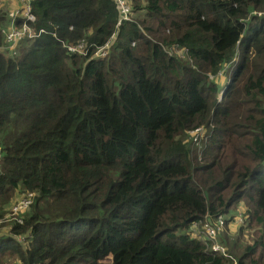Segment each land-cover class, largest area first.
Segmentation results:
<instances>
[{"label": "trees", "instance_id": "1", "mask_svg": "<svg viewBox=\"0 0 264 264\" xmlns=\"http://www.w3.org/2000/svg\"><path fill=\"white\" fill-rule=\"evenodd\" d=\"M130 3L115 28L114 0H31L45 33L0 48V219L34 193L0 264H235L189 229L240 205L249 241L224 244L264 264V0Z\"/></svg>", "mask_w": 264, "mask_h": 264}, {"label": "built area", "instance_id": "2", "mask_svg": "<svg viewBox=\"0 0 264 264\" xmlns=\"http://www.w3.org/2000/svg\"><path fill=\"white\" fill-rule=\"evenodd\" d=\"M20 7L16 9L8 18V26L2 29L4 36L3 44L0 47L3 51L9 50L13 52L12 55L16 52V47L18 43L26 39H34L41 33H45L44 29L36 30L32 24L35 21V16L32 13L31 0H20ZM117 10H118V19L115 24L117 28L123 21L132 20V7L130 0H114ZM19 21L20 24L16 25V21ZM54 35V34H53ZM67 51L72 53L84 54L85 53V43L80 41L76 44L74 43H63ZM111 45V42H107L105 45L97 48L94 52L95 56L104 57L108 53V48ZM188 133L191 134L193 141L198 143L200 139L207 134V129L199 126L194 129L188 130ZM34 193L27 191L24 192V195L19 201H17L11 210H9L6 220L10 222L22 223V215L26 212L27 208L32 202ZM224 219L222 215H219L215 218H210L206 216L204 219L193 222L190 225V230L192 234H197L201 232L205 238V243L210 251L219 253L222 256L232 259L231 255L227 253L226 248L221 245L217 238L220 231L223 229ZM20 240L24 239L23 236L17 235ZM233 260V259H232ZM236 264V262L234 261Z\"/></svg>", "mask_w": 264, "mask_h": 264}, {"label": "rangeland", "instance_id": "3", "mask_svg": "<svg viewBox=\"0 0 264 264\" xmlns=\"http://www.w3.org/2000/svg\"><path fill=\"white\" fill-rule=\"evenodd\" d=\"M19 7H20L19 0H0V10L4 11V14L5 15L7 14L8 18H9V15H11ZM5 18H6V16H5ZM169 51L172 53H176L180 56L184 55V50L182 48L177 47V46L170 47ZM219 97H220V95L218 96V98ZM206 129L208 130V133H209L210 127H207ZM208 133L205 134L200 139V141L198 143L193 141V138H192L190 133H186L185 137H184V141L188 144L189 147H191L192 150L195 151V153H198V151L201 149L202 144L205 142V139H207ZM23 195H24V193L20 194L18 199L12 200L8 204L9 207L7 206V208L11 210L13 205L17 201H19ZM241 209H242V207L240 205L235 209L234 212H230V213H232V216H227L228 214L222 215L223 219H224V226H223V229L220 231L218 238H217L218 242L226 248L227 253L229 255H231L232 259L235 262H236V259H235L234 255L229 253V247L224 244L223 240H224V235H227V237H229L231 239V241L234 240L241 230L242 231V233H241L242 239L249 241V235L252 233L253 230L246 226V223H247L246 217L244 215V212H242ZM8 212H6L4 214V218L0 219V238L7 236V234H9L8 233L9 232V224L7 222H10V221L6 220ZM225 219L227 220L226 223H225ZM189 231L191 233L190 229H189ZM192 235L198 236L199 239H201L202 241L205 242V238L201 232H199L197 234L195 233ZM10 236L11 237L13 236L15 239H17L20 243L23 244L24 239L20 240L17 235H14L11 233H10ZM2 264H21V262L19 261L18 257L13 258V257L6 255L5 257L2 258ZM101 264H111L110 258L103 260L101 262Z\"/></svg>", "mask_w": 264, "mask_h": 264}, {"label": "water", "instance_id": "4", "mask_svg": "<svg viewBox=\"0 0 264 264\" xmlns=\"http://www.w3.org/2000/svg\"><path fill=\"white\" fill-rule=\"evenodd\" d=\"M223 93V92H222ZM222 93H221V95H222ZM221 95H220V97H221Z\"/></svg>", "mask_w": 264, "mask_h": 264}, {"label": "crops", "instance_id": "5", "mask_svg": "<svg viewBox=\"0 0 264 264\" xmlns=\"http://www.w3.org/2000/svg\"><path fill=\"white\" fill-rule=\"evenodd\" d=\"M19 2L21 3V1L19 0Z\"/></svg>", "mask_w": 264, "mask_h": 264}]
</instances>
